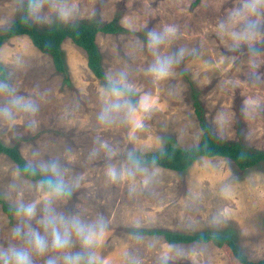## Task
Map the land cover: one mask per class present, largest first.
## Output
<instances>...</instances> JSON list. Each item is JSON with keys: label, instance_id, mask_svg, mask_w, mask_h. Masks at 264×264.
<instances>
[{"label": "rangeland", "instance_id": "374dc122", "mask_svg": "<svg viewBox=\"0 0 264 264\" xmlns=\"http://www.w3.org/2000/svg\"><path fill=\"white\" fill-rule=\"evenodd\" d=\"M21 17L123 30L97 35L103 80L70 38L63 72L27 35L0 47V139L58 183L0 154V264H232L213 242L146 230L226 234L264 258V163L176 171L149 156L199 143L193 94L215 136L264 151V0H0V33Z\"/></svg>", "mask_w": 264, "mask_h": 264}, {"label": "trees", "instance_id": "16d2710c", "mask_svg": "<svg viewBox=\"0 0 264 264\" xmlns=\"http://www.w3.org/2000/svg\"><path fill=\"white\" fill-rule=\"evenodd\" d=\"M122 30L115 22L103 24L77 23L41 30L27 20L26 17H21L14 20L7 31L0 33V47L7 38L21 34L27 35L41 52L51 56L55 69L63 72L65 65L61 46L66 38H70L73 43L86 52L87 64L92 73L103 80L105 76L97 44V35L99 33L112 34ZM0 76L2 79L5 78V70L1 62ZM193 100L200 126L203 130L199 143L190 148L169 144L164 150L149 155L155 164L166 169L184 171L198 157L222 156L232 160L239 170L242 171L264 163L263 150L247 147L241 142H227L215 136L203 119V108L196 94H193ZM0 154L8 156L17 165L18 170L24 177L33 182H40L46 191L58 188V183L53 177L28 164L16 145H7L0 139ZM0 203L3 209L9 213L10 206L4 202L1 193ZM145 232L164 235L165 239L171 244H187L194 241L202 243L213 242L226 252L232 264H264V258L258 261L247 259L238 249L235 240L230 235L206 232L180 233L164 230H146Z\"/></svg>", "mask_w": 264, "mask_h": 264}, {"label": "clouds", "instance_id": "9594fccd", "mask_svg": "<svg viewBox=\"0 0 264 264\" xmlns=\"http://www.w3.org/2000/svg\"><path fill=\"white\" fill-rule=\"evenodd\" d=\"M17 264H23V258L22 257H18Z\"/></svg>", "mask_w": 264, "mask_h": 264}]
</instances>
